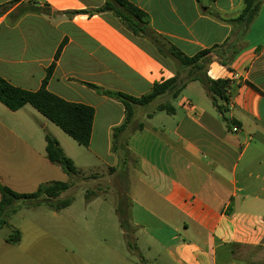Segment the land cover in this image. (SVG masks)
Wrapping results in <instances>:
<instances>
[{
  "label": "crops",
  "instance_id": "crops-1",
  "mask_svg": "<svg viewBox=\"0 0 264 264\" xmlns=\"http://www.w3.org/2000/svg\"><path fill=\"white\" fill-rule=\"evenodd\" d=\"M107 1L121 10L114 0H0V77L16 87L39 90L59 47L65 44L48 90L94 107L87 148L103 160L106 183L117 190L119 200L124 195L130 222L139 229L133 238L143 260L261 264L264 0L249 27L234 22L244 9L243 0H127L149 20L148 34L138 36L111 11L66 14L95 10ZM158 47L175 48L187 57L212 50L209 63L193 75L229 80L228 100L218 101L229 117L217 110L199 81H189L175 99L176 106L168 95L147 106L154 112L138 109V113L146 110L142 118H152L161 104L169 102L173 119L140 122L143 129L127 137L129 151L122 158L112 151V134L125 120L124 106L86 84L142 97L155 84L177 75L189 79L190 67L163 56ZM183 100L195 108L188 110ZM19 111H10L0 102V180L14 176L15 186L10 187L20 193L23 185L38 181L42 160L34 146L8 124L9 115ZM112 112H116L114 118ZM89 169L78 170L88 174ZM92 175L99 182L100 175ZM100 199L97 196L90 204ZM141 243L148 249L147 257L138 246ZM107 249L98 248L97 258L105 253L113 264H127L128 259Z\"/></svg>",
  "mask_w": 264,
  "mask_h": 264
},
{
  "label": "rangeland",
  "instance_id": "rangeland-1",
  "mask_svg": "<svg viewBox=\"0 0 264 264\" xmlns=\"http://www.w3.org/2000/svg\"><path fill=\"white\" fill-rule=\"evenodd\" d=\"M174 105L176 106L175 100ZM141 108L154 112L152 106ZM142 111L137 112V118H140V121H137L141 123H163L173 119L169 116L171 114L166 112H158L152 118L146 116L142 118L145 115ZM223 113L229 117L228 112ZM111 114V118L116 116V112ZM138 114L141 117H138ZM102 118L100 112L99 121ZM8 124L34 146L42 160L39 175L35 177L38 181L23 185L21 187L23 192L20 193H33L40 185L53 181L69 182L73 187L60 198H72L73 203L70 207L57 212L47 207L45 203L35 207L26 201H17L13 205L17 211L0 230V264H113L105 253L97 258V249L106 252L107 247L128 259L127 264H156L143 260L137 251L129 246L130 243L135 245L136 240L133 237L136 232L139 233V229L134 230L130 238L125 236L116 210L120 202L126 206L125 197L122 195L119 200L117 190L106 183L108 172L103 166V160L94 157L87 147L80 146L30 105L13 116L9 115ZM46 134L57 138L79 170L84 166H90L89 170L92 171L88 174L81 171L80 174L69 175L60 166L47 162ZM92 174L100 175L99 182L91 179L97 176ZM90 175L91 177H86ZM15 180L14 176L9 175L0 182L10 187L15 186L13 183ZM37 182H40L39 186ZM97 196L101 199L90 204ZM15 229L21 231L22 241L13 245L7 242V239ZM138 246L147 257L146 246L143 243Z\"/></svg>",
  "mask_w": 264,
  "mask_h": 264
},
{
  "label": "trees",
  "instance_id": "trees-1",
  "mask_svg": "<svg viewBox=\"0 0 264 264\" xmlns=\"http://www.w3.org/2000/svg\"><path fill=\"white\" fill-rule=\"evenodd\" d=\"M114 1L120 5L121 10L115 8L110 1H107L104 6L95 10L67 11L66 14L72 17L79 14L92 15L93 13L100 14L111 11L114 12L125 28L132 32V34L136 36L140 34L147 35V26L149 24L147 15L137 7L131 5L127 0ZM243 2L244 9L234 22L249 27L258 16L261 0H243ZM64 46L65 44H62L59 47L55 55V61L47 69L42 86L37 91L16 87L0 77V102L13 112H17L27 105L32 106L80 146L88 147L92 139L96 114L94 107L67 101L48 90V84L53 76L56 62L59 60ZM158 50L163 56L175 58L183 67H190L189 79L183 80L177 75L175 78L161 84H155L152 91L142 97H134L122 92L106 90L94 84H86L98 94L114 99L124 106L125 120L122 125L113 129L112 134V151L120 156H124L129 151L126 144L127 137L143 129V125L137 121L138 109L152 104L163 96L169 95L172 99H177L189 81H199L205 88L214 106L222 113L224 110L218 105V101L228 100L229 80H212L206 75L204 77L193 75L197 70H202L209 63L210 57L208 56L212 53V50L202 51L194 57H187L175 48L165 51L158 47ZM222 64L224 66L227 65L225 62H222ZM158 111L172 114L174 108L169 102H166L158 107ZM137 122L138 124H136ZM45 140L46 157L52 164L60 166L69 175L80 174L74 161L66 155L59 141L54 136L46 134ZM72 187L73 185L69 182L53 181L40 185L33 193H19L0 182V230L8 224L10 216L17 211L13 208V205L17 201H26L35 207L41 203H45L47 207L58 212L72 205V198H60L63 193ZM116 210L120 218V226L125 232V235L130 238L136 228L130 222L128 209L123 202H120ZM21 241L22 233L18 229L13 230L7 239V242L13 245L19 244ZM129 246L137 251L134 244L130 243ZM243 247L247 250L253 249L251 246ZM261 261L260 263L264 264V259Z\"/></svg>",
  "mask_w": 264,
  "mask_h": 264
},
{
  "label": "built area",
  "instance_id": "built-area-1",
  "mask_svg": "<svg viewBox=\"0 0 264 264\" xmlns=\"http://www.w3.org/2000/svg\"><path fill=\"white\" fill-rule=\"evenodd\" d=\"M182 105L184 107H186L188 110H192V109L195 108V106L193 105V103L190 102L189 100H183ZM237 130H238V128H235L234 129V131H237Z\"/></svg>",
  "mask_w": 264,
  "mask_h": 264
},
{
  "label": "water",
  "instance_id": "water-1",
  "mask_svg": "<svg viewBox=\"0 0 264 264\" xmlns=\"http://www.w3.org/2000/svg\"><path fill=\"white\" fill-rule=\"evenodd\" d=\"M37 5H39V4H37Z\"/></svg>",
  "mask_w": 264,
  "mask_h": 264
}]
</instances>
